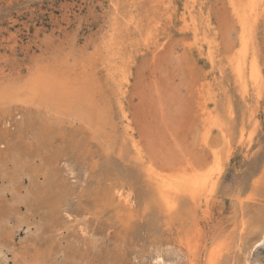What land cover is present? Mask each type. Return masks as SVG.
Returning <instances> with one entry per match:
<instances>
[{
	"label": "rangeland",
	"instance_id": "obj_1",
	"mask_svg": "<svg viewBox=\"0 0 264 264\" xmlns=\"http://www.w3.org/2000/svg\"><path fill=\"white\" fill-rule=\"evenodd\" d=\"M231 2L0 0V264H264V0ZM149 169L208 192L172 215Z\"/></svg>",
	"mask_w": 264,
	"mask_h": 264
},
{
	"label": "bare ground",
	"instance_id": "obj_2",
	"mask_svg": "<svg viewBox=\"0 0 264 264\" xmlns=\"http://www.w3.org/2000/svg\"><path fill=\"white\" fill-rule=\"evenodd\" d=\"M231 1V0H230ZM252 1V0H251ZM234 2V0H233ZM231 2V3H233ZM233 5V4H232ZM251 10V9H250ZM234 12L235 14L239 17V19H242L244 20L243 16L240 15L239 16V12L237 13V10L234 9ZM242 17V18H240ZM245 23H243L244 25ZM242 38L245 37V35H242L241 36ZM244 61H245V56L243 55V51H240L239 52V56H238V59L236 61V64H235V72H236V75L238 77V80L241 81V83L243 82V71H244ZM256 61V60H255ZM252 68V67H251ZM252 70V69H251ZM256 71V70H255ZM245 72V71H244ZM254 72V71H253ZM257 72V71H256ZM251 74V73H250ZM257 76V75H256ZM252 78V76H251ZM246 79V78H245ZM254 80V79H253ZM258 80V79H257ZM256 80V81H257ZM255 82V81H254ZM245 83V82H244ZM243 84V83H242ZM202 85V84H201ZM14 97V96H13ZM29 98V97H28ZM20 102V101H19ZM12 104V102H11ZM27 104V103H26ZM15 105V104H14ZM17 106V105H16ZM59 106V105H58ZM21 107V106H20ZM38 110V109H37ZM43 110V109H42ZM210 110V109H209ZM46 112V110H44ZM41 112L38 111V113ZM49 112V111H48ZM38 117V113L35 112ZM43 113V112H42ZM46 114V113H44ZM205 114V113H204ZM48 115V114H47ZM56 115V114H55ZM40 116V114H39ZM61 116V115H60ZM65 116V115H64ZM207 116V115H205ZM36 117V118H37ZM43 117V116H42ZM37 121L39 120V118L36 119ZM51 121V120H50ZM2 123V122H1ZM7 123V122H6ZM40 123V122H39ZM42 124H44L43 121H41ZM52 123V122H51ZM57 123V121H56ZM61 123V122H60ZM65 124V123H64ZM7 125V124H6ZM60 125V124H59ZM34 126V125H33ZM32 126V127H33ZM56 126H54L55 128ZM61 127V126H60ZM31 129V128H30ZM70 129V128H69ZM36 130H38L36 128ZM40 130V129H39ZM38 130V131H39ZM44 130V129H43ZM43 130H40V131H43ZM50 130V129H49ZM54 129H52V132H49V136H50V133L52 134H55L53 132ZM33 131V130H32ZM44 132V131H43ZM46 132V130H45ZM56 132V131H55ZM41 133V132H40ZM43 134V133H41ZM46 134V133H44ZM91 134V132H90ZM39 135V134H38ZM48 135V134H47ZM54 136V135H53ZM41 137H43V135H41ZM51 138V136H50ZM39 139V138H38ZM37 139V140H38ZM55 139V138H54ZM40 141V140H39ZM37 142V141H36ZM52 142V141H50ZM49 142V143H50ZM42 143V140L41 142ZM47 143V142H46ZM46 143H43V144H46ZM66 164V163H65ZM64 164V165H65ZM71 164V163H70ZM187 168V167H186ZM47 173V172H46ZM71 172H69V175H70ZM207 175V174H206ZM68 177V176H67ZM70 177V176H69ZM147 177L150 181V183L154 186H152L149 182V184L152 186V187H155L154 190L156 189V195L158 196V200L161 204V206L167 211V212H170L172 210H174L175 208V198L180 196V195H184V194H187L190 196V198H192L194 200L195 197H197L199 194H203L204 191L206 190L207 186H208V177H203L201 176L200 174H197L195 173L194 175H189L187 173H183V172H178V173H174V174H162V173H158V172H155L153 171L152 169H149L148 170V173H147ZM146 181V180H145ZM147 184V185H149ZM149 185V187H150ZM151 187V188H152ZM121 188V187H120ZM127 189V187H126ZM153 189V188H152ZM120 190V189H119ZM208 192V190H206ZM119 192V191H118ZM115 193V195H117L118 199L122 197V193ZM125 194V193H123ZM130 195L132 196V194H130V192H128L127 194H125L124 198H122V202L123 204H127L130 200ZM38 196V195H37ZM155 197V196H154ZM153 197V198H154ZM183 199V198H182ZM15 200V199H14ZM132 200V199H131ZM153 200V199H152ZM16 201V200H15ZM112 201V200H111ZM113 202V201H112ZM179 202V201H178ZM177 202V204H178ZM130 203V202H129ZM128 203V205L130 206V204ZM196 204V203H195ZM133 206V204L131 205ZM130 206V207H131ZM176 208H177V205H176ZM179 208V207H178ZM165 214V213H164ZM172 214V213H171ZM173 215V214H172ZM67 216V215H66ZM65 218V217H64ZM69 218V217H68ZM68 220V219H67ZM263 227V226H262ZM80 229V228H79ZM84 229V228H83ZM86 232V231H85ZM83 233V232H82ZM84 234V233H83ZM86 235V234H85ZM83 236V235H81ZM260 239V238H259ZM224 241V240H223ZM228 240H226L227 242ZM261 242H264V234H262V238H261ZM227 244V243H226ZM263 244V243H262ZM225 245V244H224ZM188 247V246H187ZM226 247V246H225ZM189 248V247H188ZM156 256V255H155ZM211 257V256H210ZM160 258V257H158ZM155 259V258H154ZM153 259V260H154ZM159 260V259H158ZM155 261V260H154ZM161 261V259H160ZM159 261V262H160ZM246 262V261H245ZM248 262V260H247ZM156 263V262H155ZM160 264V263H159ZM209 264H215V261L214 259H210V262ZM217 264V263H216Z\"/></svg>",
	"mask_w": 264,
	"mask_h": 264
}]
</instances>
